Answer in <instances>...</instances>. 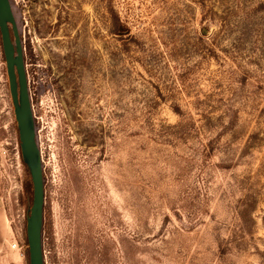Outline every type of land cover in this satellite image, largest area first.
<instances>
[{
	"label": "rangeland",
	"instance_id": "1",
	"mask_svg": "<svg viewBox=\"0 0 264 264\" xmlns=\"http://www.w3.org/2000/svg\"><path fill=\"white\" fill-rule=\"evenodd\" d=\"M9 1L45 264H264V0ZM30 180L0 40V200L23 264Z\"/></svg>",
	"mask_w": 264,
	"mask_h": 264
},
{
	"label": "water",
	"instance_id": "2",
	"mask_svg": "<svg viewBox=\"0 0 264 264\" xmlns=\"http://www.w3.org/2000/svg\"><path fill=\"white\" fill-rule=\"evenodd\" d=\"M0 40L20 155L32 183V204L25 228L28 264H45L42 243L44 180L41 151L37 143L23 50L9 0H0Z\"/></svg>",
	"mask_w": 264,
	"mask_h": 264
},
{
	"label": "crops",
	"instance_id": "3",
	"mask_svg": "<svg viewBox=\"0 0 264 264\" xmlns=\"http://www.w3.org/2000/svg\"><path fill=\"white\" fill-rule=\"evenodd\" d=\"M10 234L7 215L0 200V264H23L21 253L9 247L13 238Z\"/></svg>",
	"mask_w": 264,
	"mask_h": 264
},
{
	"label": "trees",
	"instance_id": "4",
	"mask_svg": "<svg viewBox=\"0 0 264 264\" xmlns=\"http://www.w3.org/2000/svg\"><path fill=\"white\" fill-rule=\"evenodd\" d=\"M118 35H125L128 33V29L125 25L119 23L118 24V31H117ZM22 164L24 165V167L26 168V165L22 162ZM31 181V180H30ZM32 185V184H31ZM25 246L27 247V243H26V237H25ZM27 258H28V253H27Z\"/></svg>",
	"mask_w": 264,
	"mask_h": 264
},
{
	"label": "built area",
	"instance_id": "5",
	"mask_svg": "<svg viewBox=\"0 0 264 264\" xmlns=\"http://www.w3.org/2000/svg\"><path fill=\"white\" fill-rule=\"evenodd\" d=\"M9 247H10V249H12L14 251H18L21 253V245L16 241V239H13V238L11 239Z\"/></svg>",
	"mask_w": 264,
	"mask_h": 264
},
{
	"label": "flooded vegetation",
	"instance_id": "6",
	"mask_svg": "<svg viewBox=\"0 0 264 264\" xmlns=\"http://www.w3.org/2000/svg\"><path fill=\"white\" fill-rule=\"evenodd\" d=\"M18 28V27H17ZM20 30V31H19ZM18 32H19V37H20V41H21V46H22V50L24 51L25 50V48H24V40H22V37H21V29H18ZM23 60H24V54H23ZM32 61L33 62H35L33 59H32ZM32 66H36V64H31ZM24 68H25V63H24ZM5 70H6V68H5ZM33 70V69H32ZM25 73H26V71H25ZM7 76V75H6ZM27 77V76H26ZM7 83H8V81H7ZM9 90V89H8ZM11 100V99H10ZM12 104V103H11ZM19 151H20V149H19Z\"/></svg>",
	"mask_w": 264,
	"mask_h": 264
}]
</instances>
